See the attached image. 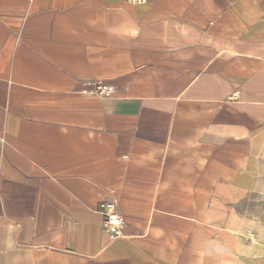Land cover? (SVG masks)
<instances>
[{
	"label": "crops",
	"instance_id": "1",
	"mask_svg": "<svg viewBox=\"0 0 264 264\" xmlns=\"http://www.w3.org/2000/svg\"><path fill=\"white\" fill-rule=\"evenodd\" d=\"M0 264H264V0H0Z\"/></svg>",
	"mask_w": 264,
	"mask_h": 264
},
{
	"label": "built area",
	"instance_id": "2",
	"mask_svg": "<svg viewBox=\"0 0 264 264\" xmlns=\"http://www.w3.org/2000/svg\"><path fill=\"white\" fill-rule=\"evenodd\" d=\"M131 5H144L147 0H126ZM112 88L103 83L95 85L94 94L100 97L109 98L112 95ZM99 213L102 216V226L109 236V239L121 237L124 221L118 210L117 201L110 199L99 205Z\"/></svg>",
	"mask_w": 264,
	"mask_h": 264
}]
</instances>
